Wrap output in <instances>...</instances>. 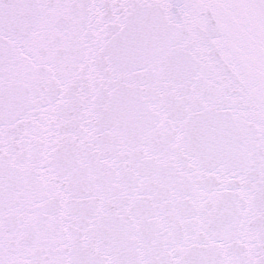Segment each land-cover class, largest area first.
<instances>
[{
  "label": "snow or ice",
  "instance_id": "snow-or-ice-1",
  "mask_svg": "<svg viewBox=\"0 0 264 264\" xmlns=\"http://www.w3.org/2000/svg\"><path fill=\"white\" fill-rule=\"evenodd\" d=\"M0 264H264V0H0Z\"/></svg>",
  "mask_w": 264,
  "mask_h": 264
}]
</instances>
